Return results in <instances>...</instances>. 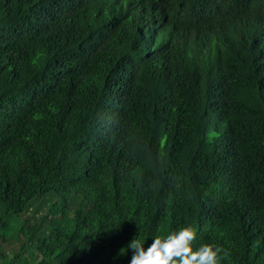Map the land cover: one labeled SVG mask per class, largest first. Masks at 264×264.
I'll return each mask as SVG.
<instances>
[{"label": "trees", "instance_id": "trees-1", "mask_svg": "<svg viewBox=\"0 0 264 264\" xmlns=\"http://www.w3.org/2000/svg\"><path fill=\"white\" fill-rule=\"evenodd\" d=\"M187 226L264 264V0H0V264Z\"/></svg>", "mask_w": 264, "mask_h": 264}, {"label": "clouds", "instance_id": "clouds-1", "mask_svg": "<svg viewBox=\"0 0 264 264\" xmlns=\"http://www.w3.org/2000/svg\"><path fill=\"white\" fill-rule=\"evenodd\" d=\"M196 228L182 227L164 236L157 235L145 248V240L134 237L128 244L133 251L130 264H220L222 248L203 244L193 248Z\"/></svg>", "mask_w": 264, "mask_h": 264}]
</instances>
